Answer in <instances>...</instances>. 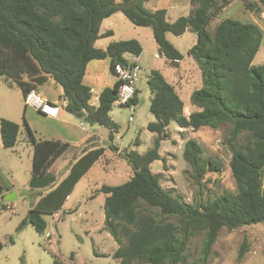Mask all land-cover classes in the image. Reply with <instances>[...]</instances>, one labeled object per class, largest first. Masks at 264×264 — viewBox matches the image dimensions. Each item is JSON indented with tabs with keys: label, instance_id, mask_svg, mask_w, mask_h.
<instances>
[{
	"label": "trees",
	"instance_id": "1",
	"mask_svg": "<svg viewBox=\"0 0 264 264\" xmlns=\"http://www.w3.org/2000/svg\"><path fill=\"white\" fill-rule=\"evenodd\" d=\"M147 0H0V76L14 82L25 96L48 78L62 88L65 110L83 125H99L108 129L112 141L118 125L109 111L117 97L119 82L104 87L97 106L90 104L91 89L83 82L91 60L108 59L109 69L125 63V54L139 55L142 46L135 38L111 41L104 49L94 46L96 39L111 34L100 33V23L120 11L134 25L151 29L159 54L176 64L183 55L167 39L190 30L196 35L188 54L197 63L202 86L190 94V103L198 110L187 117L183 101L157 69H150L146 85L151 93L149 111L155 120L146 129L154 132L152 145L143 154L125 149L123 158L131 166L128 180L119 184H102L93 194H103L105 229L117 243L112 257L116 264H180L190 238L203 233L201 264H208L221 228L229 230L261 223L264 229V62L253 65L260 48L263 31L253 21L231 17L220 19L213 30L208 26L211 17L220 10L219 0H189V13L173 21L167 20L166 9L150 10ZM264 8V0H253ZM141 67V66H140ZM141 71V70H140ZM134 89L128 105L137 102ZM178 127L217 129L227 127L231 155L229 170L235 181V193H222L202 199L201 183L208 170L218 171L220 163L203 156L200 143L188 138L183 144L182 157L190 167V176L198 186L199 198L187 203L160 184V173L150 164L161 159L160 143L169 135L168 125ZM22 125L27 141L32 145L29 187L48 189L37 191L38 199L27 215L20 220L16 231L26 225L43 234L44 214L58 211L76 182L103 154L104 148L85 149L56 184L55 176L47 169L70 146L60 140L37 141L24 114ZM19 125L0 118V138L4 148L17 141ZM112 149L115 146L110 144ZM10 183L0 181V201ZM2 208L4 206H1ZM8 242L13 243L12 236ZM3 244L0 241V250ZM247 250L243 242L237 258ZM51 264L69 263L51 254ZM261 264H264L261 263Z\"/></svg>",
	"mask_w": 264,
	"mask_h": 264
},
{
	"label": "rangeland",
	"instance_id": "2",
	"mask_svg": "<svg viewBox=\"0 0 264 264\" xmlns=\"http://www.w3.org/2000/svg\"><path fill=\"white\" fill-rule=\"evenodd\" d=\"M252 1L219 0L220 10L211 17L208 28L212 31L216 23L224 17H231L242 22L256 21L255 23L260 25L263 30L260 48L252 60V64L257 65L264 62V8H257L252 4ZM190 9V5L186 6L181 3L176 8L168 10V17L187 14ZM119 14L121 16L119 20L115 16L111 17L114 39L134 37L133 31L145 28L134 25L122 13ZM122 32L129 35L121 36ZM169 36L170 42L182 54H185L192 41L193 32L188 30L178 36L173 34H169ZM154 53L157 56H154ZM164 59V56H159V52L154 48H145L140 60L142 64L140 75L136 82L139 89L138 103L133 107L131 121L128 120L130 114L128 107H121L115 102L112 104L110 115L119 123V128L115 133H119L118 136H121L117 143H121L127 149H129L128 144L138 140L139 132L141 142L130 147L141 152L147 146L151 147L152 145V134L145 127L148 119H154L149 111L151 95L146 85V78L151 67H161ZM85 82L91 81L86 77ZM93 83L99 87H105L107 84L103 76ZM5 86L7 85L0 78V92L6 90ZM92 87H95V91H97V86ZM47 88L48 96L55 97L60 103L61 98L56 87L49 84ZM93 101L98 103L96 99ZM84 126L89 127L90 125L84 123ZM176 126L174 122H170L168 125L169 135L162 142L161 159L155 160L151 166L153 172L160 171L161 186L187 203H194L199 195L202 199H206L225 192L235 193V181L229 170L231 151L225 143L227 127L223 126L217 129L204 127L195 131L191 128H183L174 131ZM142 127L145 129L143 130ZM107 132V128L101 127V137L105 139V145L108 143ZM24 135L25 130L22 131V136L19 134L20 141L15 149L0 146V181L8 179L17 183V198L11 201L15 205L10 208L0 207V240L4 243L0 252V264H51V254L60 257L64 263H69L71 253L74 254V264H116L117 260L111 255L115 246H112L105 234L107 231H105L102 213L103 195L98 194L90 197L89 191L85 187L87 182L91 183L98 178L102 181L112 178V182L116 184L128 180L132 170L130 171L131 166L123 158L125 149H121L119 152L111 149L109 156L93 167L86 179L77 185L71 199L60 211L58 219H53L48 214L43 215L47 221V228L43 234L37 233L31 225H26L16 231V226L27 215L37 197L30 187L26 188L25 184L31 167V150L28 149L31 144L28 141H23ZM188 138H194L200 143L204 157L220 163L218 171L208 170L206 172L202 179L199 195L198 186L190 176V167L182 157L183 144ZM69 156L72 159L73 154L69 153ZM111 162L115 163V169L107 167ZM69 207L70 210H68ZM47 232L52 234L50 238H47ZM9 236L13 238L11 244L8 242ZM202 240L203 233H196L190 238L185 257L180 264H201ZM243 242L247 245V250L243 257L238 259V250ZM101 252L104 254H99ZM207 262L208 264L263 263L264 229L262 224L255 223L231 230L225 227L221 228Z\"/></svg>",
	"mask_w": 264,
	"mask_h": 264
},
{
	"label": "crops",
	"instance_id": "3",
	"mask_svg": "<svg viewBox=\"0 0 264 264\" xmlns=\"http://www.w3.org/2000/svg\"><path fill=\"white\" fill-rule=\"evenodd\" d=\"M181 3H184L186 6L190 5L189 0H147V1H145L144 5L146 8H148L150 10H155L157 8H165L167 20L173 21L174 19H176L180 15H173L172 17H168V13H169L168 10H172V9L176 8ZM190 8H191V5H190ZM119 13H121V12L117 11V12L113 13L112 15H110L109 17H106L102 20V22L100 23V28H99L100 33L103 34L106 31H110L111 34L106 35V36L103 35L100 38L96 39L94 42V46L97 48L104 49L107 46V44L111 41L135 38L139 41V43L142 46V51L137 56L138 63L142 67L140 60H141V56L144 53L145 48L150 47L152 49L154 48L155 50H157V44L154 41L151 29L147 28V27L141 28L137 31H133L134 37H127V38L120 37V39L116 40V39H114V33H113V30L111 29V24H112L111 17L115 16L119 20L121 17ZM182 15H185V14H182ZM254 22H256V21H254ZM259 27H260V25H259ZM186 31H188V30H185V32ZM169 34H171V33H166V37L169 41H171L169 38L170 37ZM128 35H129L128 33H123V32L121 33V36H128ZM195 41H196V35H195V33H193L192 41H191L190 45H188L186 53L182 54L183 57L180 60H178L176 64H172L167 59H164L163 63H161V65H160L161 67H158V68H156V67L152 68L151 67V69L159 70L162 73V75L165 77V79L170 84H172L174 86L177 94L179 95L180 99L183 101V114L186 117L192 111L198 110V108L195 105L190 103V94L193 90L198 89L202 86L201 71H200L197 63L195 62V60L188 54V49L195 43ZM155 55H157V54L154 53V56ZM160 55L161 54H159V56ZM131 56L132 55H130V54H125L126 58H130ZM101 76L105 77V79H106L107 84L105 87H111L116 81L115 75L109 69V61L107 58L106 59H99V60H91L86 67L85 75L83 77V82L86 85H88L91 89V99L89 102L93 106H97V104H98V103H94L93 99L98 100L99 93L104 88V87H99L97 84L93 85L94 84L93 81L100 80ZM86 77H88V79H90L91 82L86 83L85 82ZM0 78L3 79V81L7 85V86H5L6 90L5 91L2 90L0 92V118L1 117L7 118L9 120L16 122L19 125V131H18L16 144L12 148H8V149H15V147H17V145L20 141L19 134L22 136V131L25 130L23 125H22L23 114H24V118H26L25 120H26L28 126L30 127V129L33 133L34 138L37 141L45 140V139H52V140H60L62 142H67L70 144L69 148L67 149V151L69 150V152L65 151L60 157L56 158L55 161L51 164V166L47 169V172H50L56 178L54 184L58 183L67 174L68 168L71 165V163H73L83 153V151L85 149L90 150V149H94L97 147H103L104 148L103 154L91 165V167L87 170V172L76 182L72 192L66 197L62 207L58 211H56L52 214H48V215H50L51 218L58 219L60 217V211L65 206V204L68 203V201L71 199V196L73 195L77 185L79 183H81V181L86 179L88 173H90V171H92V169L95 165H97L99 162L103 161V159H105V157L107 158L109 156V152H111V149H112L110 147V144L115 146L117 152L121 151V149H127V148L125 146H122L121 143H117V140L121 139V136H118L119 133H114V137H113L112 141L108 140V143H106V145H105L104 144L105 139H103V137H101V127L102 126H99L96 124L90 125L89 127H86L84 125L81 126L79 124L80 121L78 119H76L72 114L68 113L65 110L64 106H65L66 101L62 97V88L59 84L54 82V80L52 78H48L43 84L37 86L36 90L41 95H43V97L46 98L49 102L54 103V104L59 106V111H58L56 116H48V115H45V114L39 112L36 108H34L32 106H26L24 104L23 95H22L20 88L14 82L8 83V81L5 80V78L3 76H0ZM49 84L54 85L56 87V89L58 90L59 97L61 98L60 103L55 97H49L48 96L49 91H48L47 85H49ZM92 86H97V91H95V87H92ZM135 89L137 90V93H136V95H137L136 104H137L138 103V95H139V89L137 87V83L135 85ZM150 95H151V93H150ZM136 104H134V105L132 104V106L135 107ZM121 107H125V106H121ZM109 116L118 125V128H119L118 121L112 115H110V111H109ZM154 120H155V118L153 120L148 119L147 123L154 121ZM147 123H146V125H147ZM145 127H142V129L144 130ZM177 129H183V128L176 126L174 128V131H176ZM107 131H108V129H107ZM151 134H152V140H153L155 133L151 132ZM139 135H140V132H139ZM139 135L137 137L138 140L137 141L135 140V143L128 144L129 149H127V150H134L130 146L131 145H138L141 142V138L139 137ZM107 136H108V132H107ZM22 139H23V141H27L25 135ZM164 140H162L160 143V148H159L160 156H162L161 147H162V142ZM0 146H2L1 138H0ZM149 148L150 147L147 146L146 149L141 151V152L136 151V150H134V151H136L139 154H143ZM28 149L31 150L30 154L32 155V145H30V148H28ZM69 153L73 154L72 159H70L71 157L69 156ZM31 155H30V157H31ZM153 162L150 164V168H151ZM107 167L113 169L115 167V163L111 162L108 164ZM151 170H152V168H151ZM130 171H131V169H130ZM155 173H160V171L156 170ZM131 174H132V171H131ZM30 176H31V173H29V175L26 179V183H25L26 188H29ZM3 183H10V185H11V190L4 192V194H6L7 192H10V191H14L16 193V198H17V190H16L17 183L13 180H8V179L6 181H3ZM102 184L114 185L116 183L112 182V178L108 179L107 181H102V179L98 178L96 181H93L91 183L87 182L85 189H87L89 191L90 197H94V196L98 195V194H93L94 190L98 189ZM38 190H41V189H33L32 192L37 195ZM47 190L48 189L42 190V193L47 192ZM37 199H38V195H37L35 201ZM103 200H104V195H103ZM14 205L15 204L11 203V201H4L3 199H1V201H0V207L4 206L5 208H10ZM68 210H70V207L68 208ZM102 211H103V207H102ZM102 213H103V218H104V211ZM44 215H46V214H44ZM46 228H47V221H46ZM105 231H107V230H105ZM105 234H106V237H108L109 241L111 242L112 246L113 245L115 246V248L112 250V252H113L117 247V243L108 231L105 232ZM51 235H52L51 233H48V232L46 233L47 238H50ZM2 244L4 247L3 242H2ZM3 247H2V249H3ZM2 249L0 250V252L2 251ZM112 252H111V255H112ZM99 254H104V253L101 252ZM51 262H52V258H51Z\"/></svg>",
	"mask_w": 264,
	"mask_h": 264
},
{
	"label": "built area",
	"instance_id": "4",
	"mask_svg": "<svg viewBox=\"0 0 264 264\" xmlns=\"http://www.w3.org/2000/svg\"><path fill=\"white\" fill-rule=\"evenodd\" d=\"M125 59V63H118L114 66L113 74L119 82L117 97L114 102L130 109L128 120L131 121L133 119V106L128 105V102L133 97L135 84L139 78L141 67L138 63L137 55H132L130 58L125 57ZM23 97V101L26 106H32L45 115L56 116L59 111L58 105L49 102L35 89L29 90ZM79 124L83 126L81 122H79Z\"/></svg>",
	"mask_w": 264,
	"mask_h": 264
},
{
	"label": "water",
	"instance_id": "5",
	"mask_svg": "<svg viewBox=\"0 0 264 264\" xmlns=\"http://www.w3.org/2000/svg\"><path fill=\"white\" fill-rule=\"evenodd\" d=\"M14 199H16V193L14 191L7 192L3 195L4 201H12Z\"/></svg>",
	"mask_w": 264,
	"mask_h": 264
}]
</instances>
